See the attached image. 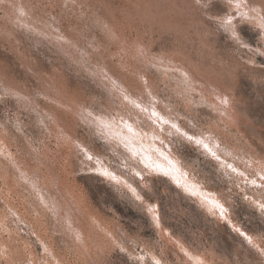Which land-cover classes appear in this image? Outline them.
Returning a JSON list of instances; mask_svg holds the SVG:
<instances>
[{
  "label": "rangeland",
  "instance_id": "374dc122",
  "mask_svg": "<svg viewBox=\"0 0 264 264\" xmlns=\"http://www.w3.org/2000/svg\"><path fill=\"white\" fill-rule=\"evenodd\" d=\"M0 264H264V0H0Z\"/></svg>",
  "mask_w": 264,
  "mask_h": 264
},
{
  "label": "bare ground",
  "instance_id": "6f19581e",
  "mask_svg": "<svg viewBox=\"0 0 264 264\" xmlns=\"http://www.w3.org/2000/svg\"><path fill=\"white\" fill-rule=\"evenodd\" d=\"M7 178V177H6ZM3 180V179H2Z\"/></svg>",
  "mask_w": 264,
  "mask_h": 264
}]
</instances>
